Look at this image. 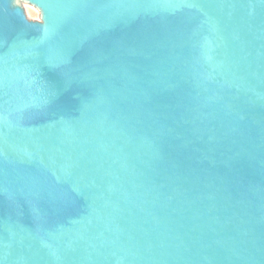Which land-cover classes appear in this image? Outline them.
Masks as SVG:
<instances>
[{
  "label": "water",
  "instance_id": "obj_1",
  "mask_svg": "<svg viewBox=\"0 0 264 264\" xmlns=\"http://www.w3.org/2000/svg\"><path fill=\"white\" fill-rule=\"evenodd\" d=\"M0 264H264V0H0Z\"/></svg>",
  "mask_w": 264,
  "mask_h": 264
}]
</instances>
